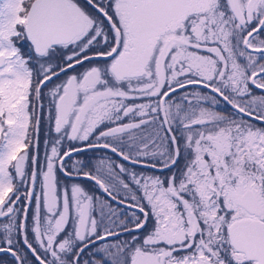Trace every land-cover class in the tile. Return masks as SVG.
Here are the masks:
<instances>
[{
	"label": "snow or ice",
	"instance_id": "obj_1",
	"mask_svg": "<svg viewBox=\"0 0 264 264\" xmlns=\"http://www.w3.org/2000/svg\"><path fill=\"white\" fill-rule=\"evenodd\" d=\"M33 262L264 264V0H0V264Z\"/></svg>",
	"mask_w": 264,
	"mask_h": 264
},
{
	"label": "flooded vegetation",
	"instance_id": "obj_2",
	"mask_svg": "<svg viewBox=\"0 0 264 264\" xmlns=\"http://www.w3.org/2000/svg\"><path fill=\"white\" fill-rule=\"evenodd\" d=\"M45 135H46V132H45V129L42 127L41 129V136H40V140H41V147H43V140L45 138ZM102 155V153L100 152H96V153H93L92 151H89L87 154L85 155H82L81 157H79L80 159H83V160H89L91 159L93 162H95V159L96 157ZM109 155H111L109 153ZM114 159H118L117 157H113ZM141 170H146V171H151V169H141ZM6 260H10L11 258L10 257H5ZM31 259V257H30ZM33 264H35V262H33Z\"/></svg>",
	"mask_w": 264,
	"mask_h": 264
}]
</instances>
